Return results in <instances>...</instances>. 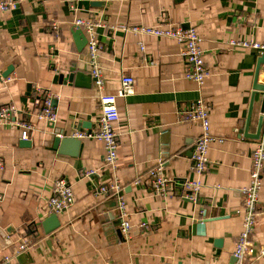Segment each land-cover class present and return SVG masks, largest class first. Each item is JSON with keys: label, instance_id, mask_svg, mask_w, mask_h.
<instances>
[{"label": "crops", "instance_id": "crops-1", "mask_svg": "<svg viewBox=\"0 0 264 264\" xmlns=\"http://www.w3.org/2000/svg\"><path fill=\"white\" fill-rule=\"evenodd\" d=\"M78 16L106 23L97 27L103 91L117 92L125 74L135 78L134 92L116 99L120 116L114 122L115 174L127 200L130 236L121 229L116 192L99 191L114 180L104 141L83 137L75 155L54 145L57 130L72 135L99 127L94 80L90 85L65 80L73 63L91 75ZM161 23L193 26L202 35L211 70L203 84L186 76L181 42L124 28ZM233 37L264 41V0H25L0 10V104L15 103L18 118L35 125L23 138L14 121L0 123V264H234L243 224L240 188L250 180L264 103L262 90L254 87L263 52L231 47ZM43 93L52 96L55 123L36 115ZM200 96L217 138L204 185L191 198L182 194L181 182L196 177L192 153L202 127L185 119L184 110ZM160 159L175 181L166 194L148 179ZM91 169L96 171L88 175ZM60 177L72 186L75 201L58 213L61 224L46 232L43 220L54 213L49 198ZM23 239L29 246L17 252ZM253 240L264 243V171ZM252 264H264V257Z\"/></svg>", "mask_w": 264, "mask_h": 264}, {"label": "built area", "instance_id": "built-area-1", "mask_svg": "<svg viewBox=\"0 0 264 264\" xmlns=\"http://www.w3.org/2000/svg\"><path fill=\"white\" fill-rule=\"evenodd\" d=\"M25 0H0V10H13L20 6ZM75 24L85 30L87 35V52L90 64L91 74L99 93L101 103V115L99 117V127L96 130H76L72 135L83 137H96L104 141L106 148L105 161L107 166L114 171V180L110 183H104L99 186V191L103 193L116 192L119 201V213L121 216V229L126 236L131 235L132 222L129 218L127 200L120 192L118 176L115 174L117 168L118 156V132L115 129L114 122L119 119L120 113L116 104L118 96H127L134 92L135 78L131 74L122 76V84L115 93H106L103 91L105 80L103 68L100 62L101 45L97 38V27L106 23L104 20L92 17L78 16ZM134 33L153 34L156 36H169L175 38L183 44L182 54L187 63L185 74L187 77L203 84L206 78L211 74L204 57V48L202 46V35L193 27H184L180 23H161V24H133L124 26ZM231 47L243 46L252 47L264 52V41L255 38L233 37L228 41ZM145 45L142 43L141 48ZM43 107L38 110L36 115L40 119H45L51 123L58 120V113L54 108L51 94L43 93ZM20 114L18 106L13 102L0 104V123L14 121L22 128V137L28 138L35 129L34 123L29 120L18 118ZM184 118L195 120L201 124L202 131L195 141L192 153V169L196 172L195 178H185L181 185L183 195L195 198L196 194L204 185L202 175L205 172L210 161V145L217 137L211 129L210 109L203 96L189 103L184 110ZM264 118V115H263ZM223 140V138H220ZM96 170L91 169L87 173L93 174ZM264 171V119L260 136L254 145L252 152V164L250 169V180L248 184L240 188L243 194L242 206L238 209L242 213V230L238 236L233 250L236 258L234 264H252L253 259L264 257V243H257L253 240V232L256 226L258 205L260 200V191L263 185ZM148 179L153 189L159 193L166 194L174 190L175 181L165 171L160 159L159 165L153 167L148 172ZM4 198V193L0 191V202ZM75 201V192L72 186L64 177L57 178L53 193L49 198L51 211L61 213ZM29 242L23 239L18 245L17 252L27 248ZM7 259L10 256H6Z\"/></svg>", "mask_w": 264, "mask_h": 264}, {"label": "water", "instance_id": "water-1", "mask_svg": "<svg viewBox=\"0 0 264 264\" xmlns=\"http://www.w3.org/2000/svg\"><path fill=\"white\" fill-rule=\"evenodd\" d=\"M84 30V29H83ZM82 30V31H83ZM87 37V36H86ZM88 40V38H87ZM262 60L264 61V52L261 55L259 65H257L256 71H255V81H254V87L256 89H261L263 93V103H264V82H259L260 77V71H261V63ZM69 74L68 77L65 79L66 81H70L71 83L75 84H83V85H90V81L94 80V77L92 74H87L83 71L77 70V65L73 63L69 67ZM10 73V70H7L6 73H4L5 76H8ZM64 73H61V78L63 79ZM264 107V106H263ZM264 109V108H263ZM262 122H260V126L257 131V135L260 134L261 128H262ZM57 134L54 137V145L58 148V150L61 153H70V154H77L78 149L81 145V138L72 136L70 134H64L63 131L60 132L57 130ZM24 143H29L28 139L23 140ZM72 150V151H70ZM61 224L60 216L58 213L54 212L48 217H46L43 220V226L46 232H50L57 228ZM236 259V258H235Z\"/></svg>", "mask_w": 264, "mask_h": 264}]
</instances>
